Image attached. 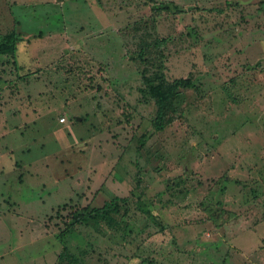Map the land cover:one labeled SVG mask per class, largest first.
<instances>
[{"label": "rangeland", "instance_id": "1", "mask_svg": "<svg viewBox=\"0 0 264 264\" xmlns=\"http://www.w3.org/2000/svg\"><path fill=\"white\" fill-rule=\"evenodd\" d=\"M13 30L0 264H264V0H0ZM115 197L117 227L87 214Z\"/></svg>", "mask_w": 264, "mask_h": 264}, {"label": "trees", "instance_id": "2", "mask_svg": "<svg viewBox=\"0 0 264 264\" xmlns=\"http://www.w3.org/2000/svg\"><path fill=\"white\" fill-rule=\"evenodd\" d=\"M169 4L155 5L154 10H169ZM22 41L20 34L16 33L14 30L6 34L0 42V54H9L12 57H16L18 44ZM15 59V63H16ZM21 64V63H20ZM18 64V77L22 78L26 76L27 73L21 72V66ZM24 78V77H23ZM193 84L189 79L178 78L174 79L172 82L155 84L150 87L151 97H155V104L157 107V116L154 123L156 129H162L168 116L176 112L175 103L178 98V92L180 88L191 87ZM120 202H126V199L121 197H115L107 203L103 204L101 207L93 208L90 212H87L88 215H95L96 217L105 221V223L111 227L115 228L119 223L122 222L124 217L123 206L119 205ZM77 217H80L82 221H85L87 218L86 214L77 213ZM75 222V221H74ZM73 222V223H74ZM72 223V224H73Z\"/></svg>", "mask_w": 264, "mask_h": 264}, {"label": "built area", "instance_id": "3", "mask_svg": "<svg viewBox=\"0 0 264 264\" xmlns=\"http://www.w3.org/2000/svg\"><path fill=\"white\" fill-rule=\"evenodd\" d=\"M64 120H65V119L62 118L60 121H64Z\"/></svg>", "mask_w": 264, "mask_h": 264}]
</instances>
